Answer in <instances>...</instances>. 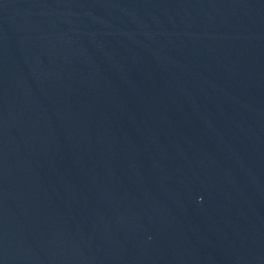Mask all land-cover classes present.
I'll return each mask as SVG.
<instances>
[{
  "label": "water",
  "instance_id": "water-1",
  "mask_svg": "<svg viewBox=\"0 0 264 264\" xmlns=\"http://www.w3.org/2000/svg\"><path fill=\"white\" fill-rule=\"evenodd\" d=\"M0 264H264V0H0Z\"/></svg>",
  "mask_w": 264,
  "mask_h": 264
}]
</instances>
